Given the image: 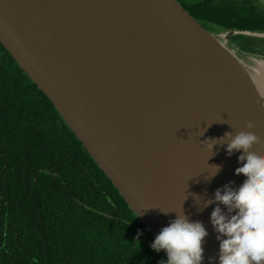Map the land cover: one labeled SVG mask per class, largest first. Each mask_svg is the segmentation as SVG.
<instances>
[{
    "label": "water",
    "instance_id": "obj_1",
    "mask_svg": "<svg viewBox=\"0 0 264 264\" xmlns=\"http://www.w3.org/2000/svg\"><path fill=\"white\" fill-rule=\"evenodd\" d=\"M235 34L264 38L208 31L178 0H0V43L153 238L175 212L202 222V264H219L205 202L244 179L225 132L251 120L264 152V97Z\"/></svg>",
    "mask_w": 264,
    "mask_h": 264
},
{
    "label": "trees",
    "instance_id": "obj_2",
    "mask_svg": "<svg viewBox=\"0 0 264 264\" xmlns=\"http://www.w3.org/2000/svg\"><path fill=\"white\" fill-rule=\"evenodd\" d=\"M205 29L264 32V0H178ZM264 38L230 36L259 54ZM0 43V264H162V251Z\"/></svg>",
    "mask_w": 264,
    "mask_h": 264
},
{
    "label": "clouds",
    "instance_id": "obj_3",
    "mask_svg": "<svg viewBox=\"0 0 264 264\" xmlns=\"http://www.w3.org/2000/svg\"><path fill=\"white\" fill-rule=\"evenodd\" d=\"M251 120L246 129L225 132V152H238L236 174H243L239 185L225 184L217 188L213 198L205 202L215 203L210 213V222L219 241V264H264V152L252 148L261 138L252 129ZM216 138L205 142L211 150ZM214 177L220 166H213ZM220 205H224L222 210ZM164 214L168 212L163 211ZM175 218L161 227L150 243L151 249L164 251L166 259L162 264H202L204 259L203 239L207 230L200 221H192L183 212H175Z\"/></svg>",
    "mask_w": 264,
    "mask_h": 264
},
{
    "label": "bare ground",
    "instance_id": "obj_4",
    "mask_svg": "<svg viewBox=\"0 0 264 264\" xmlns=\"http://www.w3.org/2000/svg\"><path fill=\"white\" fill-rule=\"evenodd\" d=\"M229 48L238 56H240L244 64H246L252 79L256 83L260 94L264 97V58L256 56H246L239 49L229 46Z\"/></svg>",
    "mask_w": 264,
    "mask_h": 264
},
{
    "label": "rangeland",
    "instance_id": "obj_5",
    "mask_svg": "<svg viewBox=\"0 0 264 264\" xmlns=\"http://www.w3.org/2000/svg\"><path fill=\"white\" fill-rule=\"evenodd\" d=\"M264 4V3H263ZM258 49L260 50L259 52V54H261V53H263L264 52V41L263 42H261L259 45H258Z\"/></svg>",
    "mask_w": 264,
    "mask_h": 264
}]
</instances>
